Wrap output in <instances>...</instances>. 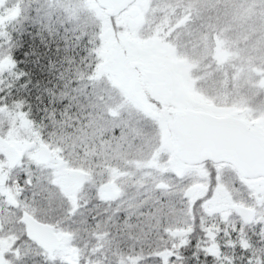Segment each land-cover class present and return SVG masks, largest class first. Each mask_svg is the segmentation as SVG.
I'll list each match as a JSON object with an SVG mask.
<instances>
[{
	"label": "snow or ice",
	"instance_id": "1",
	"mask_svg": "<svg viewBox=\"0 0 264 264\" xmlns=\"http://www.w3.org/2000/svg\"><path fill=\"white\" fill-rule=\"evenodd\" d=\"M0 264H264V0H0Z\"/></svg>",
	"mask_w": 264,
	"mask_h": 264
}]
</instances>
